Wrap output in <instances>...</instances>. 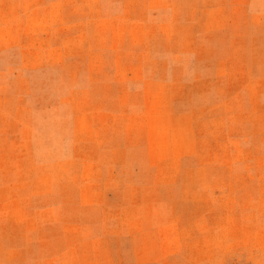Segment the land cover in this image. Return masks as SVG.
Listing matches in <instances>:
<instances>
[{
    "label": "rangeland",
    "instance_id": "374dc122",
    "mask_svg": "<svg viewBox=\"0 0 264 264\" xmlns=\"http://www.w3.org/2000/svg\"><path fill=\"white\" fill-rule=\"evenodd\" d=\"M0 264H264V0H0Z\"/></svg>",
    "mask_w": 264,
    "mask_h": 264
},
{
    "label": "crops",
    "instance_id": "0c3cea01",
    "mask_svg": "<svg viewBox=\"0 0 264 264\" xmlns=\"http://www.w3.org/2000/svg\"><path fill=\"white\" fill-rule=\"evenodd\" d=\"M161 69L165 72V75H161V77H152V78H146L144 81V90H143V99L145 102H166L171 100V95H172V84L173 80H176L177 78L171 77V75L177 74L181 69V65L178 64H173V65H167L165 67H162ZM204 99V98H202ZM192 111L189 112V117L191 118ZM157 116V115H156ZM175 116L178 118H187V114L183 113H175ZM154 117V116H152ZM188 117V118H189ZM190 120V119H189Z\"/></svg>",
    "mask_w": 264,
    "mask_h": 264
}]
</instances>
